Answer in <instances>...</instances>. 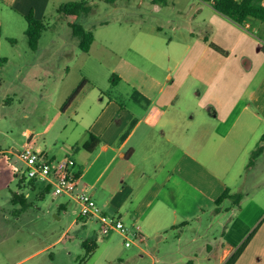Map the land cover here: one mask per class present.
Wrapping results in <instances>:
<instances>
[{
  "label": "crops",
  "instance_id": "crops-1",
  "mask_svg": "<svg viewBox=\"0 0 264 264\" xmlns=\"http://www.w3.org/2000/svg\"><path fill=\"white\" fill-rule=\"evenodd\" d=\"M145 2L156 14L170 6L187 14L188 35L181 42H163L155 35L162 33L163 26L153 24L147 30L142 24L126 25L132 33H128L132 40L126 48L149 60L150 68L122 58L128 65L122 75L112 79L107 75L102 84L83 78L93 89L74 115L60 107L61 115L73 117L78 128L83 125L75 132L73 153L66 149L40 153L56 160L71 157L70 169L78 187L90 195L92 204L121 218L143 242L146 238L163 242L170 233L198 226L200 234L191 243L201 241L208 254L217 252L220 245L217 264H224L253 232L249 223L237 231L235 239L229 237L235 216L226 213L240 203L234 206L227 199L218 214L214 209L216 199L226 189L235 194L237 178L253 172L264 156L247 168L264 135V24L253 21L245 24L248 28L240 27L205 0H140V8ZM64 4V0H0V61L5 60L1 90L6 84L5 67L17 60L19 46L25 43L28 59L23 70L32 75L24 80L25 85L22 67L17 70V81L26 87L25 95L11 89L19 102L32 93L39 103V92L42 97L50 91L55 75L48 70V61L55 54H47V48L39 50L44 34L58 24L50 27L52 12L57 14ZM30 13L48 26L36 50L30 49L25 34ZM96 42L94 35L85 54ZM107 51L120 56L119 50ZM124 83L129 92L121 87ZM111 91L116 94L108 95ZM8 99L9 104L15 101ZM52 128L53 124L37 134L43 136ZM215 232H220L221 242ZM194 256L188 264H198V255ZM152 258L153 264H167L165 257ZM234 264H264V225L254 231Z\"/></svg>",
  "mask_w": 264,
  "mask_h": 264
},
{
  "label": "rangeland",
  "instance_id": "rangeland-1",
  "mask_svg": "<svg viewBox=\"0 0 264 264\" xmlns=\"http://www.w3.org/2000/svg\"><path fill=\"white\" fill-rule=\"evenodd\" d=\"M70 2L87 3L90 11L78 20L62 18L52 12L55 17L50 27L54 22L58 24L44 34L39 52L47 48V54H55L48 61V70L55 79L50 82L48 93L40 97L39 92V103L33 100L32 93L27 95L24 103L11 94L12 89L25 95L26 87L20 86L16 75L19 67L23 70L27 66L26 43L19 46L21 56L18 54L17 60L5 67L3 73L6 84L0 92V264H153L154 256L167 258L164 260L167 264H188L195 254L198 255V264H217L220 245L217 252L208 254L203 251L205 246L201 241L191 243L200 234L198 226L170 233L162 239L163 242L156 238H146L143 242L131 232L132 245L126 247L122 235L118 232L103 235L95 220L87 219L83 225V219H80L82 207L78 202L67 195H55L54 189H47L44 183L32 184L23 178L18 153L28 143H32L37 152L66 149V152L73 153L75 132L83 125L78 128L73 117L61 115L60 107L83 78L94 84L105 83L107 75L111 78L125 73L128 69L126 62L150 68L149 60L126 48L127 42L130 47L132 40L128 35L132 33L125 29L126 25L142 24L147 30L153 24L163 26L162 33L155 34L163 42H181L188 35L187 14L179 13L172 6L156 14L148 2L140 8V0H120L117 6L105 0H64L65 4ZM72 23L94 33L97 42L89 54L80 50ZM107 48L119 50L120 56ZM31 76L23 70L21 82L26 85L24 80ZM121 87L130 91L127 83ZM115 94V91L108 93ZM9 97L15 100L12 104H9ZM52 124L49 133L37 134L50 129ZM32 134H35L34 142H30ZM237 179L238 188L233 193L243 195L239 206L226 213V216H235L229 231V237L234 239L244 225L251 223L253 231L264 225V156L253 172L246 171ZM230 204L233 205L232 201ZM215 233L217 241L221 242L220 232ZM92 240L97 247L88 254L83 243Z\"/></svg>",
  "mask_w": 264,
  "mask_h": 264
},
{
  "label": "trees",
  "instance_id": "trees-1",
  "mask_svg": "<svg viewBox=\"0 0 264 264\" xmlns=\"http://www.w3.org/2000/svg\"><path fill=\"white\" fill-rule=\"evenodd\" d=\"M110 4H115L117 0H105ZM158 1V0H154ZM164 2V0H160ZM212 5L215 12L232 21L236 25L243 27L245 24L259 21L264 24V4L262 0H205ZM89 7L87 3L70 2L60 6L57 10V14L62 18H72L78 20L87 13H89ZM27 30L25 32L30 49L36 50L38 48L39 41L43 34L48 30V26L41 20L34 17L33 13L26 16ZM75 37L79 39V48L82 52L88 53L93 42L94 34L92 31H87L78 24H71ZM214 50H217L212 44L210 45ZM264 51V47L261 48ZM4 59L0 61V91L3 86V80L1 76V67L4 63ZM93 89V85L83 80L72 92L65 104L62 106V112H68L70 115H74L80 101ZM264 143V135L261 136L255 149L252 151L247 168L251 167L257 157L264 153V147L261 144ZM85 149L92 150L93 146L85 145ZM32 184L36 182L31 181ZM49 189V186L48 188ZM241 194H229V190L226 189L215 201L216 208L214 213L220 212V206L224 200L229 199L234 206H238L241 200ZM18 203V202H16ZM255 231V230H254ZM254 231L251 232L244 242L230 255L224 264H234L240 254L243 252L248 241L252 238ZM83 246L87 248L88 254H91L97 247L95 241H85Z\"/></svg>",
  "mask_w": 264,
  "mask_h": 264
},
{
  "label": "built area",
  "instance_id": "built-area-1",
  "mask_svg": "<svg viewBox=\"0 0 264 264\" xmlns=\"http://www.w3.org/2000/svg\"><path fill=\"white\" fill-rule=\"evenodd\" d=\"M248 28L247 25H245ZM18 160L23 165L25 180L36 183H44L54 189V194L67 195L78 202L82 209L80 219H92L100 225L103 235L118 232L124 237L126 247H131V231L124 221L115 216L105 214L97 206L92 204L90 195L84 190H79L78 180L70 169L73 161L70 158L63 160L52 159L46 154L37 152L33 145L28 144L18 153ZM22 171V170H21ZM138 239L139 235H133Z\"/></svg>",
  "mask_w": 264,
  "mask_h": 264
}]
</instances>
